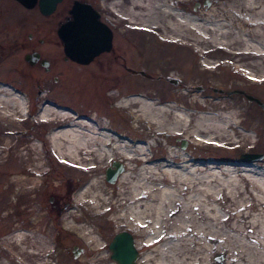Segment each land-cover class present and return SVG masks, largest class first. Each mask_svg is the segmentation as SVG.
I'll use <instances>...</instances> for the list:
<instances>
[{
    "label": "bare ground",
    "instance_id": "1",
    "mask_svg": "<svg viewBox=\"0 0 264 264\" xmlns=\"http://www.w3.org/2000/svg\"><path fill=\"white\" fill-rule=\"evenodd\" d=\"M211 2L209 10L201 13L198 0H102L101 6L119 23L124 21L130 32H152L168 45L192 49L198 58L211 53L206 45L218 46L227 52L228 66L253 84L264 82V0ZM65 35L64 45L72 41L70 31ZM145 48L139 50L144 52L143 62L149 69L161 68L157 71L164 74L171 72V64L175 71L182 70L175 62L177 49ZM164 60L169 63L164 64ZM202 62L208 68L216 65L205 58ZM107 95L130 117L148 123L150 141L135 142L120 136L109 128L105 117L97 120L98 114L74 116L73 109L47 100L38 109L37 121L51 126L45 139L59 160L80 173L92 171L77 189L74 201L100 213L110 211V206L104 208L109 199L106 184L96 174L104 162L120 157L118 162L122 159L124 169L113 182V208L117 211L110 221L114 226H128L138 237L135 247L143 251L138 252L137 264H264V166L256 164L262 160L243 162L238 157L231 162H204L191 158L182 147L169 145L170 139L178 136L194 144L252 141L250 124L242 125L239 118L241 109L222 100L196 101L194 95L189 109L157 103L133 92L113 89ZM27 104L20 90L0 82V122L13 124L25 118ZM161 136L166 137V159L157 161L149 154ZM34 165L38 169L42 162ZM69 227L80 234L90 232L83 225ZM26 238H30L31 247L36 245L26 250L32 260L49 250L46 240L21 229L7 236L3 246L13 242L24 251L21 244ZM98 244L95 247L100 249ZM218 250L225 253L224 261H212V253ZM106 255L99 256L102 264H107Z\"/></svg>",
    "mask_w": 264,
    "mask_h": 264
},
{
    "label": "rangeland",
    "instance_id": "2",
    "mask_svg": "<svg viewBox=\"0 0 264 264\" xmlns=\"http://www.w3.org/2000/svg\"><path fill=\"white\" fill-rule=\"evenodd\" d=\"M198 1L200 13L209 10L211 0ZM101 8L107 18L111 21L115 19L105 7ZM63 17L62 10L47 18L35 9L23 7L15 0H0V82L20 90L27 97L30 108V115L25 114V118L15 120L13 124L0 122V264H102L98 259L103 254H107V264H117L111 259L109 250V243L115 234L125 230L133 236L134 243L139 242L128 226H114L110 221V217L117 211L113 208L116 202L113 193L116 182L106 181L105 172L111 162L118 161L120 157L104 162L100 172L96 174L106 184L105 196L109 199L104 208L110 206V211L100 213L87 204H77L74 201L77 189L90 178L92 171L78 172L70 165L62 163L51 150L45 139L51 126L37 121L38 109L46 100L65 105L78 115L98 114L99 121L105 117L110 129L135 142L150 141L148 123L144 120L136 121L124 108L113 105L112 99L107 95L108 91L114 89L120 93L143 94L157 103L184 105L186 109H189L188 102L192 95L196 101L205 98L207 102L222 100L225 103H234L241 109L239 118L242 125L250 124L252 141H204L194 144L178 136L172 137L169 145L180 149L182 140H185L186 145L182 148L191 154V158L204 162H231L243 152H260L263 158L256 164L264 166V109L243 95H253L264 103V82L253 84L247 76L228 66V56L224 49L206 45L211 53L198 58L192 49L175 44L168 45L156 39L152 32L132 31L129 38L132 46L137 48H134L132 59L135 67L145 72V76L140 74L142 77H135L133 82L120 72L123 63L121 57L115 60L113 57L115 67L109 68L105 64L103 67L98 66L103 60V63L106 61V57L88 66L60 62L55 58L56 74L53 70L44 73L22 60L20 54H24L28 48H21L20 42H15L19 38L16 33L22 31V38L26 40L27 32L35 24L45 26ZM121 30L123 29H117V39H123ZM139 37L142 41L137 39ZM146 45L177 49L175 62L182 65L183 71L177 72L169 64L171 72L175 71L172 76L169 71H164V74L158 72L161 68L151 70L143 66L146 65L143 62L145 55L139 48H145ZM204 58L216 65L213 68L206 67L202 64ZM168 63L164 60V64ZM114 71L118 73L114 74ZM53 77L57 79L54 80ZM169 80H177L178 83L174 85ZM235 90L241 92H234ZM195 111L199 112L200 109ZM2 130L4 133H1ZM165 141L166 137L161 136L151 148L150 152L157 161L166 159ZM38 161L42 162V167L36 169L34 164ZM119 163L124 164L122 159ZM131 165L138 167L134 162ZM77 178H81V181L77 182ZM110 197H113L112 201ZM72 210L75 213L68 216ZM70 225H83L90 232L80 234L78 229H70ZM20 229L46 240L49 250L32 260L27 251L35 249L36 245L30 246V238L24 239L21 244L24 251H19V246L13 242H9L5 248L3 244L6 237ZM96 243H100V249L95 247ZM137 251L141 254L143 248ZM214 259L224 261L225 253L214 251L212 261Z\"/></svg>",
    "mask_w": 264,
    "mask_h": 264
},
{
    "label": "flooded vegetation",
    "instance_id": "3",
    "mask_svg": "<svg viewBox=\"0 0 264 264\" xmlns=\"http://www.w3.org/2000/svg\"><path fill=\"white\" fill-rule=\"evenodd\" d=\"M76 1L90 5L91 9L88 8L87 11L88 13L85 16L89 19H92L94 18V13H95L97 21L103 25L102 37H106L107 35L110 37L109 49L101 51L100 53L95 55L92 58V60L88 63H79L65 54L64 41L62 40L58 32L60 26L64 22L73 20L74 16L71 10L73 8V4ZM101 2L102 0H62L56 5L55 10L49 15H43L37 3L33 8H27V9H35L43 17H47V18L52 17L55 13H57V11L62 10V12H64V17L63 19L60 20L51 21L49 24L45 26L35 24L33 29L27 32L26 40H23L22 38V31L16 33V37L19 38H16L15 42L17 43L20 42L19 46H21V48H23L24 46L28 48L24 54H20L21 59L24 60L28 65L32 67L33 66L37 67L39 70H42L44 73L45 72L49 73L51 70H53V72L55 73V69H56L55 58H57L60 62L62 61L67 63L71 62L73 64H78L80 66H88L92 63H95L98 59L102 60L104 57H106V61H105L106 63L105 62L103 63L104 61L103 60L101 63H99L98 66L103 67L105 64L109 68V67H115V65L113 64L115 63L114 60L121 57L123 59V63L121 67L122 71L120 72L122 75H126L129 78L130 82H133V80L137 76H141V75L145 76L144 71H140L135 67V63L132 59L134 55V51L137 48L136 46L133 47L131 44L132 40L129 38L130 31L127 28V24L124 21L122 23H119L116 17L113 21L107 18L106 14L104 13L105 11H103V8H101L102 6H100ZM19 4L22 5L21 3ZM17 26L18 25H16V28ZM120 28H122L123 31H125V33H122L123 39H117L118 38L117 36L119 34L117 33V29L119 30ZM28 57L30 58L31 61L27 60ZM143 66L147 67L146 65ZM116 72L117 71H114V74ZM53 78L54 80L57 79L55 77ZM165 79L167 78H164V80ZM169 81L174 85L178 83L177 80H169ZM133 86H135L134 83ZM243 95L245 94L243 93Z\"/></svg>",
    "mask_w": 264,
    "mask_h": 264
},
{
    "label": "water",
    "instance_id": "4",
    "mask_svg": "<svg viewBox=\"0 0 264 264\" xmlns=\"http://www.w3.org/2000/svg\"><path fill=\"white\" fill-rule=\"evenodd\" d=\"M26 8H33L36 3L43 15L51 14L56 5L62 0H16ZM90 5L76 1L73 4L71 12L73 13V20L64 22L58 32L62 40L65 42L66 32H71V43H65V54L71 59L80 62L88 63L92 58L103 50H107L110 47V37H102L103 25L94 18L89 19L85 15L88 13ZM27 60H30L28 57ZM31 61V60H30ZM234 92H241L235 90ZM249 100L255 101L264 109V103L257 97L245 94ZM186 142L182 141V147H185ZM263 154L257 152H243L239 156L241 161H256L262 160ZM124 169L123 165L118 161H113L112 166L108 167L105 174L106 180L113 183L116 177ZM109 249L111 250V258L118 264H137L136 258L138 251L135 247L133 236L127 231H121L115 234L111 242L109 243Z\"/></svg>",
    "mask_w": 264,
    "mask_h": 264
}]
</instances>
